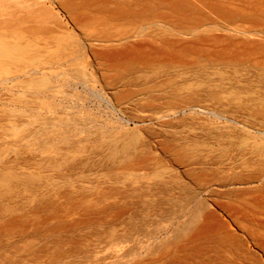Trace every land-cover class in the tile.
<instances>
[{
	"label": "rangeland",
	"instance_id": "374dc122",
	"mask_svg": "<svg viewBox=\"0 0 264 264\" xmlns=\"http://www.w3.org/2000/svg\"><path fill=\"white\" fill-rule=\"evenodd\" d=\"M122 5L126 7V19L120 15ZM90 33L111 34L122 41L95 43L88 48L83 37ZM1 36L13 45L30 46L29 52H13L11 60L0 62V139L4 172L8 175L24 179L66 174L69 163L60 171L47 168L51 161L68 158L67 147L52 135L53 128L46 129L50 135L43 136L49 141L47 149L23 137L41 122L89 119L104 129L124 133L132 147L146 150L148 159L166 165L169 157L165 151L178 142L212 137L208 142L214 145L210 147L213 159L221 155L215 139L230 142L233 146L228 156L245 154L234 159L231 169L236 174L219 176L237 175L235 181L245 184L199 194L196 200L204 202L206 210L186 237L174 239L173 226L166 225L156 215L158 211L147 212L152 207L149 205L146 211L139 212L138 206L123 204L124 193L107 200L128 210L116 220L114 213L84 215L75 206L73 209L64 204L62 195H54L37 181L27 184L9 179L4 185V205L13 211L4 213L0 264H57L61 259L65 264H264V153H249L255 144L264 150V123L240 113L218 112L219 105L206 98L188 103L192 94L187 89L172 98L180 86L199 82L197 74L202 71L212 74L220 69L244 67L252 74L264 69V0H0ZM130 48L172 51L176 63L167 67L160 62L123 63L115 68L104 57L106 52ZM71 53L77 57L76 67L71 68L90 63L96 69L90 73V93L73 91L67 77L50 80L56 86L53 98L46 93L36 94L22 84L29 58L48 68L53 60ZM154 71L167 72L174 83L162 84L166 77L155 80ZM44 72L47 78L52 76ZM158 83L161 86L156 87ZM182 101L180 111L165 118L167 110ZM237 102L239 99L231 104ZM90 161L97 162V158ZM157 181L150 177L141 182L150 188ZM181 181L187 186L193 182L184 178ZM120 182L112 184L101 172L91 175L81 186L124 191L128 189L126 185L132 184L123 183V179ZM131 186L133 189L137 185ZM155 192L153 195L146 191L145 198L162 201L156 206L161 210L168 207L166 200L184 196L177 188L168 193ZM44 198L62 203L65 220L57 222L36 204ZM209 212L214 217L206 221ZM22 216L27 218L25 223L17 221ZM131 216L136 220L144 218L148 230L160 226L169 231L150 241L141 237L125 243L105 240L109 239L104 238L109 229L114 235L128 232L126 222ZM203 226L205 232L192 239ZM160 243H165L164 248L158 247ZM64 253L71 256L63 259Z\"/></svg>",
	"mask_w": 264,
	"mask_h": 264
},
{
	"label": "bare ground",
	"instance_id": "6f19581e",
	"mask_svg": "<svg viewBox=\"0 0 264 264\" xmlns=\"http://www.w3.org/2000/svg\"><path fill=\"white\" fill-rule=\"evenodd\" d=\"M125 8L123 5L119 8L121 11L120 15L124 19L127 18ZM118 41H122V39L111 34L99 35L90 33L83 37V44L88 48L94 46L95 43L113 44ZM29 49L30 46L26 44L19 43L13 45L6 41L4 36H1L0 62L11 60L13 52L25 54L29 52ZM172 54V51L167 50L130 48L106 52L104 57L114 67H118L123 63L152 65L155 62H160V64L167 67L166 64L174 66V63H176V57ZM151 59L152 62L150 61ZM76 60V54L71 53L68 57H60L53 60L49 63L50 67L46 68L40 62L37 64L36 62L38 61L35 58H29L27 60V70L22 76L25 78L22 84L36 94L46 93L48 97L53 98L56 94V86L52 85L50 80L67 77V80H70L68 87L73 91L82 90L90 93L89 77L90 73H93L96 69L90 63L75 69L71 68L76 67ZM89 68H92V71H89ZM44 71H49L52 76L50 75L47 78V73ZM42 73L41 77H36V75ZM166 73L154 71L152 77L155 80H162L159 78L166 77L165 82L161 81L163 82L162 84L174 83V79L167 77ZM197 75L198 77L200 76L199 82L187 87L186 85H184L185 87L183 85L180 86L172 93V98L174 99L180 91L187 89L192 94L188 98L190 100L188 103L206 98L210 102L219 105L217 106L220 109L218 112L227 114L240 113L245 116L258 118L264 123V95L259 94V92L264 93V69L250 74L244 67H235L234 70H216L212 74L202 71ZM159 84L161 83H158L156 87L161 86ZM238 99L239 102L235 103V105L231 104L232 101ZM182 103L184 104V101L181 102V105L177 104L176 107L168 109L167 113L169 114L165 118L168 119L175 115V112L183 106ZM22 107L27 109L26 105H22ZM218 112H215L216 116L221 117V113ZM213 115L215 114L213 113ZM157 119L159 120V118ZM243 125L246 126V124ZM48 128H53L51 131L52 135L59 142L66 145L67 156L69 158L64 161H51L47 165V168L51 170L60 171L64 164L69 163L67 165V173L58 175L56 178L34 175L31 178L24 177L23 179L17 175H8L9 173L4 172L3 150L0 139V239H4V213H11L13 211L11 207L4 205V185L8 184L9 179L17 183L26 182L27 184L37 181L40 186L50 189L54 195H62L66 199L64 204L72 206L71 208L73 209L77 208L84 215L94 214L98 216L114 213L116 220L126 215L128 210L124 207H118L116 203L112 204V202L107 200L111 195H122L124 193L123 204L131 203L132 205H136L138 206L136 209L139 212L146 211V206L149 205L152 207L150 210L147 209V212L158 211L156 215L160 216L166 225L173 226L171 232L174 239L186 237L195 228L197 221L200 219L201 212L206 210L205 203L196 200L199 194H208L214 188L228 187L237 183L245 184L242 180L239 182L235 181L238 178L237 175H233L232 177L219 176V174L232 175L234 173L231 169L233 163L237 158H242L245 154L241 152L235 153L236 155L234 156H228L227 151L233 146L230 142L222 143L221 140L215 139L214 144L221 149L220 159L211 158L210 147H214V145H210L211 143L208 141L212 137L206 136L202 140L195 137L188 141L178 142L175 146H169L170 148L165 151L169 157V164L166 165L158 163L154 158L148 159L146 156L148 152L146 150L132 147V143L126 140L127 135L124 133L116 131L113 128L104 129L99 125L92 124L89 119L56 121L51 124L41 122L37 129H32L29 135L26 134L23 139H32L35 142L42 143V149H47L49 141L43 138V136L45 134L50 135L46 130ZM260 147V144H255L249 153L254 155L263 154L264 150ZM93 157L97 158V162L90 161ZM101 172H103L106 180L113 182L112 184L117 185L123 179V183L131 181V185L136 184L137 186L130 189L132 186L126 185L128 189L123 188L124 191H121L120 188L100 191L93 188L86 189L81 186V183L91 175ZM150 177L158 179V181L152 187L145 188L141 181ZM183 178L192 180V185H184L181 181ZM174 188L182 191L184 196L180 199L166 200L164 204L168 205V207L165 209L161 210L156 207L162 203L157 198L153 197L149 200L145 198L146 191L148 190L154 195V191H156L155 193H168ZM36 204L42 210L51 214L57 222L65 220V217L61 214L63 209L62 203L44 198L37 200ZM189 205H191L190 208H188ZM213 217L214 214L209 212L206 216V221L213 219ZM134 218L131 216L126 222V227L129 229L128 232L114 235L112 230L109 229L106 233L107 235L104 236V238L109 239L105 240L114 243H125L141 237V239L150 241L156 240L158 236L167 235L169 231L167 227L162 228L160 226H156L153 230H148L144 218L140 220ZM17 221L25 223L27 218L22 216ZM205 228V226L199 227L194 232L192 239H196L203 234ZM164 246L165 243L158 245L159 248H164ZM199 254H196L195 257ZM63 256V259H65L71 256V254L67 256L64 253ZM56 263L65 264V261L61 259Z\"/></svg>",
	"mask_w": 264,
	"mask_h": 264
}]
</instances>
